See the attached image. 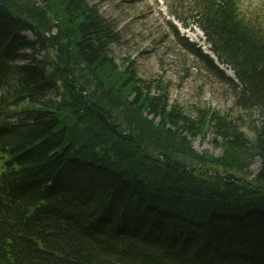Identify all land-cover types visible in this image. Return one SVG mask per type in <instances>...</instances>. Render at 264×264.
Instances as JSON below:
<instances>
[{
    "label": "trees",
    "instance_id": "1",
    "mask_svg": "<svg viewBox=\"0 0 264 264\" xmlns=\"http://www.w3.org/2000/svg\"><path fill=\"white\" fill-rule=\"evenodd\" d=\"M189 1L171 15L235 78L181 41L257 111L251 133L211 109L187 116L162 81L121 67V35L88 0H0V91L13 86L0 100V264H264L263 22L241 0ZM209 133L221 156L194 149Z\"/></svg>",
    "mask_w": 264,
    "mask_h": 264
},
{
    "label": "rangeland",
    "instance_id": "2",
    "mask_svg": "<svg viewBox=\"0 0 264 264\" xmlns=\"http://www.w3.org/2000/svg\"><path fill=\"white\" fill-rule=\"evenodd\" d=\"M88 1L100 9L103 17L112 22L121 35V42L112 49L117 63L124 67L132 61L140 78L149 82L160 80L166 84L170 103L182 109L184 114L195 119L196 109L207 108L237 118L249 133L259 126L257 111L247 114L237 105L238 91L229 82L221 81L218 76L208 71L201 59L190 52L181 41V36H185L189 42L201 47L204 53L210 54V45L199 28L193 26L192 29H184L176 25L179 23L171 15L169 8L171 5L182 3V0ZM188 2L190 1L185 0L183 5L186 6ZM241 2L247 17L262 21L264 29V0ZM181 12L182 10H179V13ZM172 24L177 26L180 37ZM23 37L35 40L28 32L24 33ZM26 54H31V51ZM23 62H26V59H20L17 63ZM229 71L230 69L225 68L226 75L231 77ZM12 89L13 86L1 90L0 100ZM214 140L215 135L209 133L206 140L196 139L193 147L199 153L209 152L211 155L221 156L222 147L219 140ZM261 165L259 158L253 159L244 176L255 177Z\"/></svg>",
    "mask_w": 264,
    "mask_h": 264
}]
</instances>
